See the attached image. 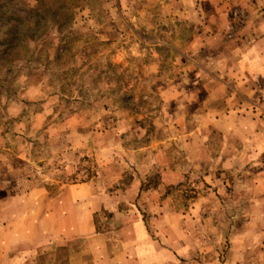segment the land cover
<instances>
[{"label":"rangeland","instance_id":"374dc122","mask_svg":"<svg viewBox=\"0 0 264 264\" xmlns=\"http://www.w3.org/2000/svg\"><path fill=\"white\" fill-rule=\"evenodd\" d=\"M164 1L0 0V264L53 238L55 264H134L138 224L173 264H264V150L218 165L225 138L196 131L212 120L196 68L164 22L138 20Z\"/></svg>","mask_w":264,"mask_h":264},{"label":"crops","instance_id":"0c3cea01","mask_svg":"<svg viewBox=\"0 0 264 264\" xmlns=\"http://www.w3.org/2000/svg\"><path fill=\"white\" fill-rule=\"evenodd\" d=\"M139 4L145 7L144 3ZM232 4L240 5L248 14L238 26L235 22L240 19L227 17ZM155 12L142 10L138 20L141 23L146 16L155 23L164 22L166 28L160 32H164L165 38L175 39V42L180 39L177 46L169 40L163 44L170 52L181 56L183 65L191 63L196 68L197 101L202 102L198 111L204 120L212 118L208 124L199 125L196 131H208L225 138L227 146L222 148L229 152L221 157L218 165L231 171L237 164L239 150L257 149V154L261 153L264 127L253 119L259 113L252 108L258 102L264 109V0H166ZM175 23L177 25H172ZM230 35L232 40L227 39ZM207 102L211 103L209 107ZM262 176H253L254 181H262ZM244 177L249 181L248 175L244 174L242 179ZM136 228L138 235L131 241L137 252L134 264H173L178 261L179 254L173 252L171 241L168 242L170 247H162L148 236L143 224ZM76 238L75 235L68 244L76 242ZM13 245L14 264H25L33 258L37 259V264H55V255L48 254L58 247L55 238L32 245L38 251L36 254L28 251L27 244L18 243L17 248ZM45 249L52 256L47 262L40 259L44 254L41 251ZM111 261L112 256L107 262Z\"/></svg>","mask_w":264,"mask_h":264},{"label":"trees","instance_id":"16d2710c","mask_svg":"<svg viewBox=\"0 0 264 264\" xmlns=\"http://www.w3.org/2000/svg\"><path fill=\"white\" fill-rule=\"evenodd\" d=\"M13 33H16V32H13ZM35 39L36 38L34 36L31 37V40H35ZM5 40H6L5 44H7V50H8V48H12L16 46L15 44L17 43V41H20L21 39H19L17 35L15 36L12 35V37H6Z\"/></svg>","mask_w":264,"mask_h":264},{"label":"built area","instance_id":"2783aa9c","mask_svg":"<svg viewBox=\"0 0 264 264\" xmlns=\"http://www.w3.org/2000/svg\"><path fill=\"white\" fill-rule=\"evenodd\" d=\"M234 15H235V18H237V16H238V13L236 12Z\"/></svg>","mask_w":264,"mask_h":264}]
</instances>
